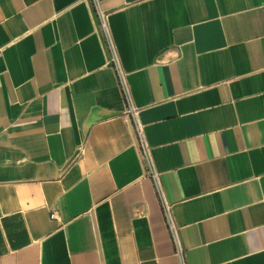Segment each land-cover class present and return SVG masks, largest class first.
<instances>
[{
    "label": "crops",
    "instance_id": "obj_1",
    "mask_svg": "<svg viewBox=\"0 0 264 264\" xmlns=\"http://www.w3.org/2000/svg\"><path fill=\"white\" fill-rule=\"evenodd\" d=\"M0 264H264V0H0Z\"/></svg>",
    "mask_w": 264,
    "mask_h": 264
},
{
    "label": "built area",
    "instance_id": "obj_2",
    "mask_svg": "<svg viewBox=\"0 0 264 264\" xmlns=\"http://www.w3.org/2000/svg\"><path fill=\"white\" fill-rule=\"evenodd\" d=\"M99 18H100L101 28L103 29L108 39V42H109V47L111 50V58H110L111 65L115 68L121 80V84L123 86L125 97L127 101H129V108L127 110V116L130 118L133 124L135 133L137 135V142L140 147V150L148 162L147 173L154 181L155 187L160 195L161 202H162V211L167 221L169 230L171 231L175 239L177 249L179 252H182V248H181L179 237H178V228H177L176 222L172 214V205L164 197L162 184H161V175L154 165V160H153V156L151 153L150 145L145 135L144 125L139 120L138 108L135 105H133V103L131 102V94L126 84L124 71L121 67V63L119 60V56L116 52L115 46L110 38V32H109V28H108L107 21H106V15L102 11H99ZM51 217L55 218L56 217L55 213H52Z\"/></svg>",
    "mask_w": 264,
    "mask_h": 264
}]
</instances>
